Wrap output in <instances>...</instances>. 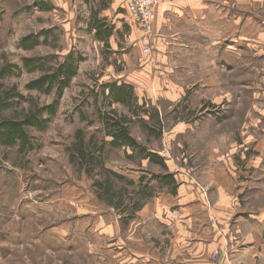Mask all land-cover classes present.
Returning a JSON list of instances; mask_svg holds the SVG:
<instances>
[{
    "label": "rangeland",
    "instance_id": "1",
    "mask_svg": "<svg viewBox=\"0 0 264 264\" xmlns=\"http://www.w3.org/2000/svg\"><path fill=\"white\" fill-rule=\"evenodd\" d=\"M40 1L48 3L49 9L40 8ZM228 1L234 6L241 4ZM245 1L248 4L255 0L240 2ZM251 3L248 7L256 8ZM97 4L92 0H0V65L10 62L20 68L1 82L4 90L13 87L23 97L9 95V107L0 115L21 117L30 108L57 101L52 116L41 114L43 118L50 117L43 129L27 128L30 149L20 152L17 146L0 144V264H115L112 252L119 249L112 241L113 231L109 228L108 240L104 242L97 236L100 233L96 222L98 213L106 214L104 204L113 207L96 196L91 178L69 157L77 129L86 137L95 134L96 142L104 138L97 110H106L111 104L104 98L109 88L104 87V95L101 91L102 85L108 83L129 86L135 96L133 104L127 108L113 103L110 107L131 117V136L158 153L164 162L169 161L168 172L187 176L194 186L207 192L209 172L218 167L219 174L236 173L247 163L255 166V174L259 172L253 180L248 178L247 185L255 186L242 197L250 195L251 205H256L258 199L253 194L263 190L257 191L255 187L261 184L264 189V52L246 49L245 41V46L239 43L245 50L242 54L239 47L235 49L237 46L232 48V54L226 53L221 48L222 39L213 44L212 37H221L228 21L223 14L211 25L213 14L207 12L206 27L201 29L204 34L185 33L178 42L182 49L172 52L174 64L145 66L144 57L149 50L144 52L143 47L149 46L151 32L144 34L142 50L137 46L130 48L124 28L122 34L109 38V46L102 45L95 40L91 26L93 6ZM231 26L237 34L235 18ZM43 29L49 32L45 44L32 49L20 47L22 36ZM69 54L76 60L77 71L61 94L53 89L42 93L27 88L26 84L40 72L24 69V57L55 65V58L63 60ZM130 108L138 116L131 115ZM155 112L161 128L157 126ZM142 121L151 128L155 126L157 131L148 133ZM257 154L262 158L257 159ZM103 158L106 167L136 181L137 176L149 178L163 172L158 165L142 162L138 156L127 158L116 147L107 146ZM114 182L116 187H123L122 182ZM175 184L178 185L177 181ZM137 185L126 189L136 191ZM150 185L152 194L134 196L139 205L167 187L156 179ZM129 200L132 199L126 197L124 204ZM114 212L123 224L122 207ZM158 231L149 220L142 226L146 239ZM106 244L111 252L104 251ZM216 255L214 251L212 257Z\"/></svg>",
    "mask_w": 264,
    "mask_h": 264
},
{
    "label": "crops",
    "instance_id": "2",
    "mask_svg": "<svg viewBox=\"0 0 264 264\" xmlns=\"http://www.w3.org/2000/svg\"><path fill=\"white\" fill-rule=\"evenodd\" d=\"M88 1L90 0H86ZM92 1L98 3L97 7L93 6L95 11L92 17L104 21L111 30L103 39L96 35L95 28L91 25L95 40L109 46V38L122 34L124 28L128 31L126 34L129 40L126 42L130 48L137 46L138 50H142L145 33L127 12V0ZM240 1L237 0L236 3L241 4L234 6L228 0H161L153 9L149 52L144 57L143 64L162 67L174 64L171 61L172 52L182 49L178 47V42L182 41L185 33L204 34L201 29L206 27L204 19L207 12L213 14L211 25L220 20L218 18L223 14L228 21L221 32L222 36L212 37L213 44L222 39L224 43L221 48L226 53L232 54V48L237 46L235 49L240 48L242 54L245 50L239 45L243 43L245 46V41L246 49L262 54L264 0L248 3L256 4V8H250L246 1ZM234 18L237 20V34L231 30ZM125 35L122 36L125 38ZM171 49L173 50L170 52ZM237 52L240 54V51ZM260 55L259 58L264 57V54ZM262 146L264 147V139ZM259 158L262 156L257 154V159ZM247 160L248 157L243 162ZM141 161L149 162L147 159ZM165 163L169 166V161L165 160ZM254 168V165L249 166L246 163L239 170L236 169V173L229 171L228 174L223 170L224 173L219 174L217 171L220 172V169L217 167V171L208 173L210 186L207 192L194 186L187 176L183 177L182 174L172 171L178 184L175 189L165 187V191L151 196V200L141 203L123 224L118 220L114 209L104 204L106 214L98 213L96 220L100 233L97 236L106 242L108 230L112 229V241L119 249L112 252L115 264H163L164 259L186 264H264V189L261 184L255 187L257 191L263 190L260 194L254 193L256 197L251 195L258 199L256 205H251L250 195L242 197L243 193L255 186L247 185L248 178L253 180L254 175L259 172L256 171L255 174ZM127 177L137 182L135 178ZM138 178L137 176V180ZM98 209L101 210L99 207ZM147 220L155 223L159 230L157 235L149 239L142 234V226H146ZM100 223H103V227ZM137 243L142 245L136 246ZM143 243L146 246L143 247ZM103 248L106 252L112 251L107 244ZM214 251H217V255L212 257Z\"/></svg>",
    "mask_w": 264,
    "mask_h": 264
},
{
    "label": "trees",
    "instance_id": "3",
    "mask_svg": "<svg viewBox=\"0 0 264 264\" xmlns=\"http://www.w3.org/2000/svg\"><path fill=\"white\" fill-rule=\"evenodd\" d=\"M40 8L48 10V3L43 1L39 2ZM91 25L95 28V33L100 38H106L110 34V29L106 27L104 21H99L95 16L92 17ZM47 29L41 30L39 33H31L22 36L19 40L20 47L23 49H32L37 45L45 44L48 37ZM41 37V40L39 37ZM79 60V59H78ZM55 65H47L48 61H41L37 58L24 57L22 59L23 68L28 71H39L40 74L30 80L26 86L28 89L37 90L42 93H49L51 90H55L57 94H61L63 89L69 86L71 79L75 76L77 71V63L72 55H67L63 60H56ZM19 66L14 63L5 62L0 65V113L9 107V100L11 97H19L23 99L22 95L18 92H14V88L4 90L1 82L6 76H9L19 70ZM104 87H108L107 96L105 100H108L109 108L103 110L98 108V120L101 125L104 138L96 142L95 134L85 136L81 129H77L75 132V139L72 145L69 147V157L72 162H76L80 169H82L86 176L91 178L94 192L96 196L109 206L119 211L120 207L124 210L125 219L130 218L132 214L140 207L138 201L134 200V196L137 197L152 194L149 186V182L156 179L161 184L166 185L168 188H175L174 175L167 171V166L164 159L159 156L158 153L149 150L147 147L139 144L131 136L129 126L132 122L131 117H128L126 113L119 112L116 108L110 107L113 103L125 106L129 108L135 99L134 94L130 90L129 86L120 83H108L102 85L101 91L104 95ZM5 94V95H4ZM98 93H95V97ZM10 95V96H9ZM57 101L47 106L37 107L36 109L30 108L21 117L18 116H5L0 115V144L7 147L17 146L20 152L27 151L31 148L30 136L27 133L28 127H35L43 129L49 118L41 117L42 113H47L49 116L54 114ZM131 115L138 116V112L128 109ZM155 120L157 126L161 128L162 124L155 112ZM143 125L148 130V133H154L157 128H152L146 122ZM109 137V139H107ZM106 138V140H105ZM122 149L127 158H134L138 156L140 159H147L150 163L158 165L163 172L160 174H151L150 177L140 175L137 182L132 178L116 172L115 170L105 166V160L103 158L106 147ZM130 150V153H127ZM166 169V170H165ZM99 172L97 175L96 173ZM115 181L123 183V187H116ZM136 184L139 187L138 190L126 189L127 187H134ZM127 186V187H126ZM138 196V197H139ZM128 197L129 203H125V199ZM140 198V197H139ZM132 201V203H130Z\"/></svg>",
    "mask_w": 264,
    "mask_h": 264
},
{
    "label": "built area",
    "instance_id": "4",
    "mask_svg": "<svg viewBox=\"0 0 264 264\" xmlns=\"http://www.w3.org/2000/svg\"><path fill=\"white\" fill-rule=\"evenodd\" d=\"M161 0H127L126 9L144 33L152 31V22L154 19V8ZM143 47V51H148V45Z\"/></svg>",
    "mask_w": 264,
    "mask_h": 264
}]
</instances>
